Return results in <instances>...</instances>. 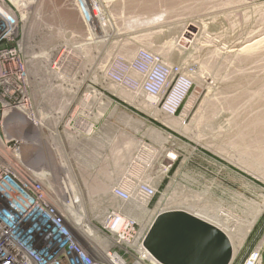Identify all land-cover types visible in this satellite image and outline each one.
I'll use <instances>...</instances> for the list:
<instances>
[{
    "label": "rangeland",
    "instance_id": "rangeland-1",
    "mask_svg": "<svg viewBox=\"0 0 264 264\" xmlns=\"http://www.w3.org/2000/svg\"><path fill=\"white\" fill-rule=\"evenodd\" d=\"M4 1L15 24L0 50L18 57L42 162L53 169L59 148L65 159L118 168L131 154L122 125L142 137L148 167L139 172L155 198L144 209L89 189L99 197L90 199L100 203L94 211L82 191L79 212L92 213L84 219L97 227L116 211L148 225L184 211L226 235L232 264L264 243V209L253 219L264 200V0ZM139 50L168 72L157 100L110 77L114 62L129 68ZM123 77L147 85L130 70ZM172 95L181 99L174 117L160 111Z\"/></svg>",
    "mask_w": 264,
    "mask_h": 264
},
{
    "label": "built area",
    "instance_id": "built-area-1",
    "mask_svg": "<svg viewBox=\"0 0 264 264\" xmlns=\"http://www.w3.org/2000/svg\"><path fill=\"white\" fill-rule=\"evenodd\" d=\"M14 24L0 0V44L8 41ZM17 63L11 50H0V264H159L143 246L154 219L141 225L115 211L104 213L93 226L57 177L58 170L33 151L30 132H37L36 120ZM161 69L158 57L139 50L129 68L114 62L110 77L130 92L157 100L168 75ZM128 70L147 85L139 88L136 80L125 79ZM179 97L166 99L160 111L174 117ZM111 195L120 203L147 205L156 190L138 182L116 186ZM237 264H264V243L254 245Z\"/></svg>",
    "mask_w": 264,
    "mask_h": 264
},
{
    "label": "water",
    "instance_id": "water-1",
    "mask_svg": "<svg viewBox=\"0 0 264 264\" xmlns=\"http://www.w3.org/2000/svg\"><path fill=\"white\" fill-rule=\"evenodd\" d=\"M159 264H231L233 251L226 235L184 211L160 213L143 243Z\"/></svg>",
    "mask_w": 264,
    "mask_h": 264
},
{
    "label": "crops",
    "instance_id": "crops-1",
    "mask_svg": "<svg viewBox=\"0 0 264 264\" xmlns=\"http://www.w3.org/2000/svg\"><path fill=\"white\" fill-rule=\"evenodd\" d=\"M122 127H124L126 131L120 130V133L126 136V139L128 140V142L130 144L129 147H130L131 154L129 155V157L121 159L120 166L118 168H116L114 166L111 168L106 167V166L103 167V164H101L98 167H95V164H91L89 162V159L84 160L85 159L84 156H83V158H84L83 159L82 157H79V154L77 157L74 155H70L68 158L66 157V159H65L64 156L62 155V152L60 153L59 148H57L58 152H56V154H55L56 162L54 163L55 167L53 169H56L60 172H61V170L66 171V169H67L71 175L75 176V179L73 178L72 183L74 182L75 184L74 183L73 184L78 186L79 191H81V192L82 191L86 192L87 191L86 187L88 189H91V190L112 191V189H113L112 187L116 186V185L117 186H120V185L132 186L133 184L138 183V182H145L143 175L139 172V169H141L143 167H148V163L144 162L141 159V156L138 155L143 150V146H141V144L138 143L137 139L142 138V137L139 136L138 131H135L134 129H132L127 123H124V125H122ZM60 144H61V142H60ZM57 154H59V155L57 156ZM44 162H46V161H44ZM50 163H52V162H50ZM111 169H115L116 171H110ZM82 177H84L85 179L87 177L88 180H91L94 182L99 181L98 183L100 186L99 185H98V187H95L93 185L90 186L89 183H88V185L87 184L81 185L79 182H80V178H82ZM95 177H98V178H95ZM146 207H147V205L143 206L144 209ZM161 213H163V212H161ZM155 218H156V215H154L152 217V220ZM232 262H233V260H232Z\"/></svg>",
    "mask_w": 264,
    "mask_h": 264
},
{
    "label": "bare ground",
    "instance_id": "bare-ground-1",
    "mask_svg": "<svg viewBox=\"0 0 264 264\" xmlns=\"http://www.w3.org/2000/svg\"><path fill=\"white\" fill-rule=\"evenodd\" d=\"M10 12V11H9ZM91 17V16H90ZM92 18V17H91ZM38 29V28H37ZM249 37H250V35H249ZM263 41V40H262ZM262 41H260V42H262ZM264 44V43H263ZM261 47V46H260ZM256 48V47H255ZM263 49V48H262ZM253 52V51H252ZM237 53V52H236ZM244 63V62H243ZM14 68H15V66H13ZM263 69V68H262ZM263 71V70H262ZM33 74V73H32ZM35 74V73H34ZM31 76V75H30ZM258 76V75H257ZM35 77V76H34ZM34 79V78H33ZM256 82V81H255ZM259 83V82H258ZM152 101V100H151ZM46 116V115H45ZM34 125H35V127H40L41 128V124L39 123V122H37V121H34ZM90 128H91V126H90ZM86 129V128H85ZM264 134V133H263ZM34 136V135H33ZM88 138V137H87ZM38 141H40V140H38ZM41 145V144H40ZM264 150V149H263ZM56 152V151H55ZM58 152V151H57ZM63 153V152H62ZM59 154H57V156H58ZM61 158V157H60ZM61 160V159H60ZM59 160V161H60ZM61 162V161H60ZM59 163V162H58ZM51 165V164H50ZM60 165V164H59ZM48 166V165H47ZM54 166V165H53ZM57 168V167H56ZM84 168V167H83ZM62 169V168H61ZM60 169V170H61ZM81 170V169H80ZM67 171V172H66ZM66 171H62L61 170V172L60 171H58L59 173H57L59 176H57L58 178H59V180L61 181V183L64 185V187L71 193V195L76 199V202H78V207L79 208H83V207H85V204H84V202H83V198L84 197H82V194H81V191H79V189H77V188H75V190H74V184L72 183H70V181L72 182V179H71V174H70V172L66 169ZM85 172V171H84ZM82 173V172H81ZM86 173V172H85ZM125 182V181H124ZM86 189H88V188H86ZM73 191H74V194H73ZM93 192L95 193V191L93 190ZM87 197H86V199H87V202H86V204L91 208V209H93L94 211H97V208L99 207V205H100V203L98 204V203H96V201H92L91 202V198H94V197H97L94 193H89V189L87 190ZM89 198V199H88ZM99 197H97V199H98ZM80 201H82L81 202V204H80ZM100 202V201H99ZM254 203V202H253ZM258 209L256 210V211H254V216H253V219H256L257 217H258V215H260V213L263 211V209H264V200H263V204L260 206V207H257ZM108 212H112V211H108ZM244 212V211H243ZM86 213H90V212H84V213H82V214H84V216L86 215ZM90 215H92V213H90ZM237 216V215H236ZM235 218V217H234ZM81 219V218H80ZM137 222H139L137 219H135ZM238 220V219H237ZM140 223V222H139ZM229 228V227H228ZM229 240V239H228ZM230 241V240H229ZM242 241L241 240H239L238 241V246H240L242 243H241ZM230 244H231V247H232V251H233V258H234V251H235V249H234V246H233V244L231 243V241H230Z\"/></svg>",
    "mask_w": 264,
    "mask_h": 264
},
{
    "label": "flooded vegetation",
    "instance_id": "flooded-vegetation-1",
    "mask_svg": "<svg viewBox=\"0 0 264 264\" xmlns=\"http://www.w3.org/2000/svg\"><path fill=\"white\" fill-rule=\"evenodd\" d=\"M75 188H77L75 185H74V190H75ZM78 189V188H77ZM87 201V199H86V197H85V202Z\"/></svg>",
    "mask_w": 264,
    "mask_h": 264
}]
</instances>
